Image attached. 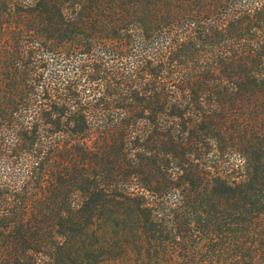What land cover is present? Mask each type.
I'll list each match as a JSON object with an SVG mask.
<instances>
[{"label": "trees", "instance_id": "1", "mask_svg": "<svg viewBox=\"0 0 264 264\" xmlns=\"http://www.w3.org/2000/svg\"><path fill=\"white\" fill-rule=\"evenodd\" d=\"M0 264H264V0H0Z\"/></svg>", "mask_w": 264, "mask_h": 264}]
</instances>
